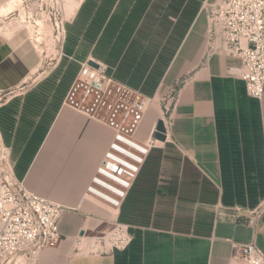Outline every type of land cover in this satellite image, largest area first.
<instances>
[{
  "label": "crops",
  "instance_id": "obj_1",
  "mask_svg": "<svg viewBox=\"0 0 264 264\" xmlns=\"http://www.w3.org/2000/svg\"><path fill=\"white\" fill-rule=\"evenodd\" d=\"M212 1L73 0L47 67L8 24L18 11L0 15V138L15 179L78 209L61 216V242L24 264H243L237 244L250 241L264 254V98L230 73L239 58L206 54ZM82 62L149 99L137 140L165 123L114 210L84 197L112 132L63 105ZM105 224L121 235L90 250L81 232Z\"/></svg>",
  "mask_w": 264,
  "mask_h": 264
},
{
  "label": "built area",
  "instance_id": "obj_2",
  "mask_svg": "<svg viewBox=\"0 0 264 264\" xmlns=\"http://www.w3.org/2000/svg\"><path fill=\"white\" fill-rule=\"evenodd\" d=\"M203 11L207 20L206 54L220 52L239 58L241 65L230 68V73L245 82L250 97L262 102L264 0H214L205 2ZM96 64L80 63L63 105L112 132L84 197L114 210L121 206L157 139H136L149 99L114 78L106 66ZM163 111H167L165 106ZM77 211L35 194L16 180L9 150L0 138V264L58 245L62 239L61 216ZM237 246L243 264H264V254L253 241Z\"/></svg>",
  "mask_w": 264,
  "mask_h": 264
},
{
  "label": "rangeland",
  "instance_id": "obj_3",
  "mask_svg": "<svg viewBox=\"0 0 264 264\" xmlns=\"http://www.w3.org/2000/svg\"><path fill=\"white\" fill-rule=\"evenodd\" d=\"M72 3L73 0H57V3L55 0H22L16 9L18 13L16 12L8 18V24L12 28L22 29L27 33L26 39L35 46L42 57V67H47L48 62L55 61H49V59L58 56L56 50L63 43L64 23L68 18L67 12ZM21 15L24 19L19 21ZM37 21H40L41 24H38ZM37 37L40 39L38 40ZM120 230L122 231L115 225L105 224L99 232L83 230L81 237L85 240V246H88L90 250L105 251L110 250L111 243L118 240V236L121 235ZM28 257L20 254L14 262L9 264H24Z\"/></svg>",
  "mask_w": 264,
  "mask_h": 264
},
{
  "label": "bare ground",
  "instance_id": "obj_4",
  "mask_svg": "<svg viewBox=\"0 0 264 264\" xmlns=\"http://www.w3.org/2000/svg\"><path fill=\"white\" fill-rule=\"evenodd\" d=\"M21 3L22 0H10L5 6L0 8V15L3 16L9 14L10 12L16 11L17 7H19ZM22 19H24V17L21 15L20 19L18 20L21 21ZM37 23L41 24L40 21H37ZM37 39L39 40L40 38L37 37Z\"/></svg>",
  "mask_w": 264,
  "mask_h": 264
},
{
  "label": "water",
  "instance_id": "obj_5",
  "mask_svg": "<svg viewBox=\"0 0 264 264\" xmlns=\"http://www.w3.org/2000/svg\"><path fill=\"white\" fill-rule=\"evenodd\" d=\"M90 65L96 66L97 64L95 62H89ZM164 133H165V128H164V124L163 121L161 119H159L154 127V132H153V138L156 139H163L164 138Z\"/></svg>",
  "mask_w": 264,
  "mask_h": 264
}]
</instances>
